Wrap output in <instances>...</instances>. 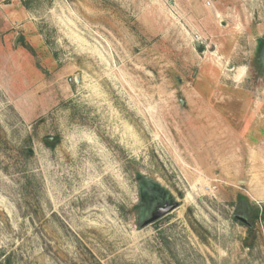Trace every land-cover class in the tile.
<instances>
[{"label":"rangeland","instance_id":"obj_1","mask_svg":"<svg viewBox=\"0 0 264 264\" xmlns=\"http://www.w3.org/2000/svg\"><path fill=\"white\" fill-rule=\"evenodd\" d=\"M260 34L264 0H0V264H264Z\"/></svg>","mask_w":264,"mask_h":264},{"label":"water","instance_id":"obj_2","mask_svg":"<svg viewBox=\"0 0 264 264\" xmlns=\"http://www.w3.org/2000/svg\"><path fill=\"white\" fill-rule=\"evenodd\" d=\"M199 49H204V46L200 45ZM56 139L57 137H52L48 140L53 141ZM142 199L145 202V207L143 209L141 227L155 222L181 205V202L175 200L171 195L160 193L153 189L151 192H144ZM243 220L247 221L245 218Z\"/></svg>","mask_w":264,"mask_h":264},{"label":"flooded vegetation","instance_id":"obj_3","mask_svg":"<svg viewBox=\"0 0 264 264\" xmlns=\"http://www.w3.org/2000/svg\"><path fill=\"white\" fill-rule=\"evenodd\" d=\"M257 45L255 48V54L253 57V64L249 67L251 68L252 73H254L256 79H260L264 75V36H258ZM199 48V46H198ZM152 190H148L151 192ZM238 214L235 215L236 219H239L245 224H251L249 211L244 208H237ZM242 217V218H241ZM246 219L245 222L243 219Z\"/></svg>","mask_w":264,"mask_h":264},{"label":"trees","instance_id":"obj_4","mask_svg":"<svg viewBox=\"0 0 264 264\" xmlns=\"http://www.w3.org/2000/svg\"><path fill=\"white\" fill-rule=\"evenodd\" d=\"M258 215H259V212L256 211L254 215H251L250 220H253L254 221V219H256L258 217ZM247 225H250L251 226V224H247ZM1 264H11V260L10 259H7V260H5Z\"/></svg>","mask_w":264,"mask_h":264},{"label":"built area","instance_id":"obj_5","mask_svg":"<svg viewBox=\"0 0 264 264\" xmlns=\"http://www.w3.org/2000/svg\"><path fill=\"white\" fill-rule=\"evenodd\" d=\"M205 4L206 5H210L211 4V0H205Z\"/></svg>","mask_w":264,"mask_h":264},{"label":"crops","instance_id":"obj_6","mask_svg":"<svg viewBox=\"0 0 264 264\" xmlns=\"http://www.w3.org/2000/svg\"><path fill=\"white\" fill-rule=\"evenodd\" d=\"M262 34H260L259 36H261Z\"/></svg>","mask_w":264,"mask_h":264},{"label":"bare ground","instance_id":"obj_7","mask_svg":"<svg viewBox=\"0 0 264 264\" xmlns=\"http://www.w3.org/2000/svg\"><path fill=\"white\" fill-rule=\"evenodd\" d=\"M184 201V200H183Z\"/></svg>","mask_w":264,"mask_h":264}]
</instances>
